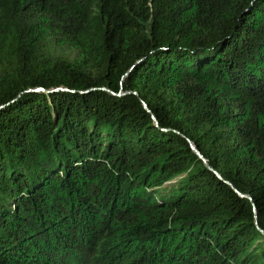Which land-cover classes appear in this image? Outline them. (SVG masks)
Returning a JSON list of instances; mask_svg holds the SVG:
<instances>
[{
  "label": "trees",
  "instance_id": "trees-1",
  "mask_svg": "<svg viewBox=\"0 0 264 264\" xmlns=\"http://www.w3.org/2000/svg\"><path fill=\"white\" fill-rule=\"evenodd\" d=\"M260 230L264 0H0V264H264Z\"/></svg>",
  "mask_w": 264,
  "mask_h": 264
},
{
  "label": "water",
  "instance_id": "water-1",
  "mask_svg": "<svg viewBox=\"0 0 264 264\" xmlns=\"http://www.w3.org/2000/svg\"><path fill=\"white\" fill-rule=\"evenodd\" d=\"M35 90V89H34ZM105 90H107V89H105ZM47 92L48 91H51V90H46ZM109 92V91H108ZM125 93H128V91L127 92H124V93H116L115 95L116 96H119V95H122V94H125ZM109 94H111V92H109ZM142 102V104H143V106L145 107V104H144V102L143 101H141ZM187 142H188V145H189V148L191 149V151L194 153V154H196L197 155V157L198 158H200L201 160H202V162L204 163V165L207 167V168H209V169H211L209 166H207V163H206V161H205V159L203 158V156L200 154V152L197 150V148L195 147V145L189 140V139H187ZM212 170V169H211ZM213 171V170H212ZM253 212H254V217H255V210H254V208H253ZM255 219V218H254ZM261 231V230H260ZM263 234H264V232L263 231H261Z\"/></svg>",
  "mask_w": 264,
  "mask_h": 264
}]
</instances>
